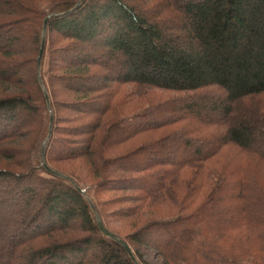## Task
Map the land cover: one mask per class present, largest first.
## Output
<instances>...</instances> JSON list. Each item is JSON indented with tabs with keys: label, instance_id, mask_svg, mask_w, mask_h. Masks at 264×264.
<instances>
[{
	"label": "trees",
	"instance_id": "trees-1",
	"mask_svg": "<svg viewBox=\"0 0 264 264\" xmlns=\"http://www.w3.org/2000/svg\"><path fill=\"white\" fill-rule=\"evenodd\" d=\"M77 2L0 0V264H264V0Z\"/></svg>",
	"mask_w": 264,
	"mask_h": 264
},
{
	"label": "rangeland",
	"instance_id": "rangeland-1",
	"mask_svg": "<svg viewBox=\"0 0 264 264\" xmlns=\"http://www.w3.org/2000/svg\"><path fill=\"white\" fill-rule=\"evenodd\" d=\"M122 89H124V88H120V90H122ZM158 93L159 92H155V94H158ZM120 96H121V94L119 95V98H120ZM134 99L135 100L125 104L124 107H122V109L120 110L122 116H124V117L131 116L132 114L137 113L138 111H140L144 107L143 106L144 102H143V104H141L138 101V98L137 99L134 98ZM141 99H143V97ZM67 115L72 118V116L74 117L75 114L70 112V113H67ZM86 122H88V118H82V119H79L77 122H75L72 125H75V124L82 125V124H85ZM139 143H140V140L138 139L134 142H129L128 144H125V145L119 147V155H124V154L128 153L135 146H137ZM224 151L227 152V153L224 152L226 155L225 158L227 160L233 159L238 154V148L235 146L226 147ZM10 153H11L10 151L6 152L7 155H9ZM3 162L4 161L1 160L0 163H3ZM61 166L64 169L74 171V172H76L80 175H83V176L91 174V168H90L89 164L83 160H80V159L61 162ZM119 175L129 176L130 174H124V173L119 172L118 176ZM94 180L96 182L99 181L97 178H95ZM112 186L116 187L117 185H112ZM131 194H132V192L128 191V190L123 191V190L115 189V190H112L110 192H104L101 195L100 199H102L103 202L108 204L107 208H106L107 212L118 213L119 210H126L127 211L132 207V203L129 202V200H128L129 199L128 197L131 196ZM141 214L142 213H140V215L138 214L137 216L134 215V216L122 218V219H120V221L115 223L113 226L116 230L125 234L130 229H132V227H131L132 223L135 222V224H136L138 221H141L142 219H144ZM153 215H155V213ZM149 217H152V216H149ZM140 224H141V222H139V224H136V226H138Z\"/></svg>",
	"mask_w": 264,
	"mask_h": 264
},
{
	"label": "water",
	"instance_id": "water-1",
	"mask_svg": "<svg viewBox=\"0 0 264 264\" xmlns=\"http://www.w3.org/2000/svg\"><path fill=\"white\" fill-rule=\"evenodd\" d=\"M82 0H78V2L76 3L75 6H77L78 4H80ZM48 16L44 19V22H43V30H42V38H41V44H40V49H39V53H38V57H37V64H38V69L40 68L41 66V61H42V57H43V54H44V50H45V33H46V24H47V21H48ZM39 79H40V76H39ZM41 82V81H40ZM44 94H45V97H46V102H47V105L49 107V97L46 93V91L44 90ZM52 120H53V115L52 113H50V123H49V130H48V135L41 147V157H42V165L43 167L45 168L46 171H49L53 174H56V175H59V176H62L60 173H57L53 170H51L48 165L46 164L45 162V145L50 137V133H51V126H52ZM66 179L70 180L75 186L76 188L79 190V191H82L69 177L67 176H64ZM89 200V203H90V206L91 208L93 209L94 211V214H95V218H96V223L98 225V228L100 229V231L102 233H104L106 236L116 240L117 242H119L123 248L127 251L129 257L131 258V260L135 263V264H139V262L137 261L132 249L130 248V246L121 238L117 237L115 234H113L111 231H109L103 224L102 222V219L101 217L98 215V213L94 210V206H93V203L91 202L90 199Z\"/></svg>",
	"mask_w": 264,
	"mask_h": 264
}]
</instances>
